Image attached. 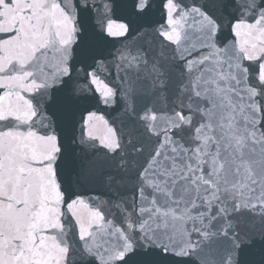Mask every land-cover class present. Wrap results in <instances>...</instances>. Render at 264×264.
I'll list each match as a JSON object with an SVG mask.
<instances>
[{
  "label": "snow or ice",
  "instance_id": "6c2138e0",
  "mask_svg": "<svg viewBox=\"0 0 264 264\" xmlns=\"http://www.w3.org/2000/svg\"><path fill=\"white\" fill-rule=\"evenodd\" d=\"M0 264H264V0H0Z\"/></svg>",
  "mask_w": 264,
  "mask_h": 264
}]
</instances>
